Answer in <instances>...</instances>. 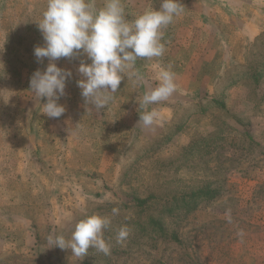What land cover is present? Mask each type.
<instances>
[{"label": "rangeland", "instance_id": "obj_1", "mask_svg": "<svg viewBox=\"0 0 264 264\" xmlns=\"http://www.w3.org/2000/svg\"><path fill=\"white\" fill-rule=\"evenodd\" d=\"M160 2L121 0L130 22ZM180 2L164 54L138 58L143 82L124 77L101 110L76 84L86 54L55 61L72 77L49 118L29 89L47 0H0V264H264V0ZM162 69L175 91L146 127ZM90 214L111 218L109 254L51 247Z\"/></svg>", "mask_w": 264, "mask_h": 264}, {"label": "clouds", "instance_id": "obj_2", "mask_svg": "<svg viewBox=\"0 0 264 264\" xmlns=\"http://www.w3.org/2000/svg\"><path fill=\"white\" fill-rule=\"evenodd\" d=\"M183 10L180 0H161L158 9L150 8L130 22L121 0H105L100 8L89 0H47L42 18L36 22L44 43L34 46L33 54L38 62L47 58L48 63L43 71L35 70L29 80V89L39 100L45 99L42 113L49 118H60L66 111L58 101L66 94V82L72 72L57 66L55 61L62 57L73 58L83 53L91 61L79 63L77 71L83 78L76 84L84 102L96 110L108 105L112 99L110 93L118 90L124 77L142 83L137 59L164 54L162 29ZM158 79V86L146 91L139 102L142 111L138 121L146 127L159 115L154 109L147 110V106L167 99L175 91L173 72L162 69ZM112 214L118 215L119 209L114 207ZM227 219L231 222L230 212ZM111 222L108 216L85 215L74 224L70 238L59 234L50 236L48 242L51 247L71 249L78 258H83L90 246L107 255L110 245L103 232ZM128 236L129 228L121 226L116 234L117 243Z\"/></svg>", "mask_w": 264, "mask_h": 264}, {"label": "trees", "instance_id": "obj_3", "mask_svg": "<svg viewBox=\"0 0 264 264\" xmlns=\"http://www.w3.org/2000/svg\"><path fill=\"white\" fill-rule=\"evenodd\" d=\"M202 195L203 196H207L208 195V192H202Z\"/></svg>", "mask_w": 264, "mask_h": 264}]
</instances>
